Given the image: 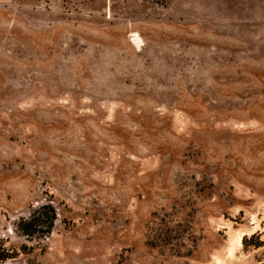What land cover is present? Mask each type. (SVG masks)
Masks as SVG:
<instances>
[{
	"label": "rangeland",
	"instance_id": "obj_1",
	"mask_svg": "<svg viewBox=\"0 0 264 264\" xmlns=\"http://www.w3.org/2000/svg\"><path fill=\"white\" fill-rule=\"evenodd\" d=\"M258 240L264 0H0V264H264Z\"/></svg>",
	"mask_w": 264,
	"mask_h": 264
},
{
	"label": "trees",
	"instance_id": "obj_2",
	"mask_svg": "<svg viewBox=\"0 0 264 264\" xmlns=\"http://www.w3.org/2000/svg\"><path fill=\"white\" fill-rule=\"evenodd\" d=\"M42 208L46 210L45 212H43V214L45 215V225H46L44 232L49 233L51 231L53 222L56 219V212L51 205H43ZM38 220H39V216L38 215L36 216L35 211H33L28 219L22 220V222L20 223V227H22V231L28 234L30 232L29 228L34 227V225L37 223ZM242 241L245 242L246 238L243 237ZM253 245L256 247L264 245V241L258 240V242L254 243ZM8 255L9 254H6V256H2L1 259H5L9 257Z\"/></svg>",
	"mask_w": 264,
	"mask_h": 264
}]
</instances>
